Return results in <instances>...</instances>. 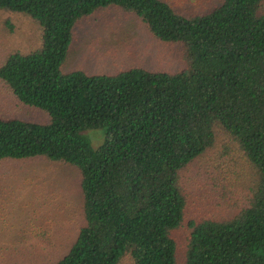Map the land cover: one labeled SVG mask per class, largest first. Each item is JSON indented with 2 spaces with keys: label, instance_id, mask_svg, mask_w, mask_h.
Masks as SVG:
<instances>
[{
  "label": "trees",
  "instance_id": "trees-1",
  "mask_svg": "<svg viewBox=\"0 0 264 264\" xmlns=\"http://www.w3.org/2000/svg\"><path fill=\"white\" fill-rule=\"evenodd\" d=\"M111 7L180 44L186 67L64 70L76 27ZM0 10L41 28L40 46L11 52L0 79L49 118L0 115V161L40 157L81 175L85 223L54 264H264V0H0ZM91 128L105 130L98 146ZM222 132L255 169L252 193L225 217L188 221L180 262L181 172Z\"/></svg>",
  "mask_w": 264,
  "mask_h": 264
},
{
  "label": "rangeland",
  "instance_id": "rangeland-1",
  "mask_svg": "<svg viewBox=\"0 0 264 264\" xmlns=\"http://www.w3.org/2000/svg\"><path fill=\"white\" fill-rule=\"evenodd\" d=\"M40 44L41 28L29 15L0 10V66L11 52H29ZM131 67L180 71L186 67L183 48L158 39L138 17L116 7L79 23L64 70L110 74ZM0 115L49 119L44 111L20 103L1 79ZM83 134L98 146L105 130ZM254 176L242 150L223 132L213 148L181 172L187 210L185 225L175 233L180 262L187 222L225 217L243 206ZM80 183L77 168L62 162L40 157L0 161V264H54L68 251L85 223ZM120 264H131L130 257Z\"/></svg>",
  "mask_w": 264,
  "mask_h": 264
}]
</instances>
